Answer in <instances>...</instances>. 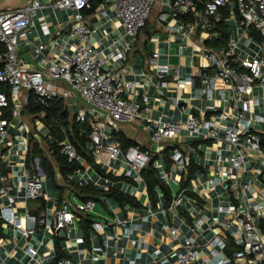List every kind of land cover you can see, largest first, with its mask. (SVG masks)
I'll use <instances>...</instances> for the list:
<instances>
[{"label": "built area", "instance_id": "built-area-1", "mask_svg": "<svg viewBox=\"0 0 264 264\" xmlns=\"http://www.w3.org/2000/svg\"><path fill=\"white\" fill-rule=\"evenodd\" d=\"M234 1L235 8L231 9L228 19L232 17L240 19L243 29L241 38H246L244 45H250L252 41L250 35L255 32L263 39L264 46V0ZM230 2L206 0L200 7L196 6L195 0H114L116 17L122 22L129 40L125 42L122 51L111 53L108 58L118 63L125 61L126 49H131L145 27L151 10L157 4L170 9L173 24L168 27L172 32L190 37L198 30H210L212 21L220 20L221 9L229 7ZM41 7L38 1H33L21 9L0 12V165L6 169L9 165L22 161L26 167L31 135L23 119V109L30 104L31 99L35 98V102L43 107H48L52 101L61 99L68 107L74 109L77 122L84 123L90 117L91 149L99 165L109 166L111 161L123 156L130 171L139 175L148 165L152 152L139 147H131L123 152L120 145L106 143L107 137L103 129L105 125L115 128L117 121L141 118L142 112L148 110L144 107L147 97L143 96L141 101L129 102L125 94L131 89L132 84L124 81L114 69L105 67L104 62L89 47L93 31L87 26L85 14L94 10L92 0L53 2L54 9L70 13L68 24L69 39L73 41L70 47L72 52H65L67 44L34 45L35 55L40 59V68L36 69L23 61L20 47L28 41L27 30ZM181 16H191L193 22L185 23L180 20ZM160 18L165 20L166 15L163 14ZM42 31L45 36L50 35L47 26H43ZM239 46L240 40L230 37L227 46L220 50L201 47L199 56L206 61L207 66L199 67L193 77L186 78L192 86L199 82L197 88L199 101H213L218 92L221 99L229 103L227 111H221L214 105L205 107L207 113L218 114V121L206 119L205 111L192 114L191 106L187 105L182 108L183 119L149 120L145 125L152 144L157 147V152L163 150L161 143L184 136L223 144L225 150L216 151V159L213 161L216 166L211 171L210 186L226 184L229 190L236 192L235 198L239 203L211 207L212 211L226 215L233 219L234 223L228 221L223 223V234L214 236L206 242V256L200 255L193 240L188 241L184 250L176 254V264H264V234L259 227L260 220L264 218V186L256 192L251 182L244 181V174L248 171L247 162L253 165L252 170H255L256 174L259 172L254 165L260 162L264 172L261 136L252 126L254 121L252 108L254 104H258V99L253 97L254 90L256 88L264 90V61L249 57L239 60ZM149 66L159 74L173 77L177 83H184L177 67L161 64L158 52H153L149 58ZM60 82L64 83L66 88L56 85ZM225 90L230 92L228 99H225ZM79 101L84 103L87 110L78 107ZM179 102L177 101L178 104ZM10 105H12L10 118H7L5 112ZM97 118H100L102 123L95 121ZM257 119L264 123V115ZM60 147L61 153L69 162L81 160L68 140L60 143ZM206 153L204 157L208 161ZM171 157L178 173L185 174L189 157L186 158L178 149L172 152ZM160 166V177L168 185L169 178L163 163ZM130 171L127 172V177L131 175ZM12 174L21 182L26 200L38 201L45 198L43 184L46 176L39 158L32 162V170L26 167L21 176L14 172ZM6 181L7 176L0 172L2 185L0 197L5 195L9 200L8 204L0 203V219L5 225H12L26 238L33 233L37 224L42 225L51 234L68 230L75 223L76 212L89 213L96 205L94 201H87L73 207L68 200L50 218L44 216L37 218L26 212V226H23L12 206L15 199L19 198L20 191L12 185H6ZM178 184L180 185L179 182ZM184 195L185 191L180 189L174 202L175 206L182 205ZM239 209H242V212ZM204 221L197 220L193 230H200ZM114 223L120 224L121 221L114 219ZM98 228L99 225L95 224L94 229L98 231ZM171 234L176 237L177 229H171ZM76 242L81 244L84 239H78ZM230 242H233L236 248L232 256L226 252ZM26 253L32 260L38 255L32 247H28ZM58 264L80 263L65 258Z\"/></svg>", "mask_w": 264, "mask_h": 264}, {"label": "crops", "instance_id": "crops-1", "mask_svg": "<svg viewBox=\"0 0 264 264\" xmlns=\"http://www.w3.org/2000/svg\"><path fill=\"white\" fill-rule=\"evenodd\" d=\"M33 1H38L42 7L37 11L27 30L28 41L21 45L20 56L27 65L37 69L40 68V59L35 55L34 45L67 44L65 52L71 53L70 47H72L73 41L69 39L70 13L54 9L52 4L55 0H0V12L18 10ZM230 1L229 8L234 10L235 1ZM113 2L114 0H92L94 10L85 14L87 26L93 31L89 47L104 62L105 67L114 69L115 73L119 74L124 81L132 84L131 89L125 94V98L131 102L141 101L143 96H146L147 103L144 104V107L148 110L142 112L139 119L117 121L115 128L105 125L103 131L107 137L106 143L118 144L122 148L117 136L122 135L135 142L140 149L150 150L152 155H160V160L156 162V167L159 170L161 168L159 165L163 163L161 154L166 147H175L180 150L186 158H192L202 168L203 172L197 173L188 187L189 191L198 195L201 201H195L184 195L182 205L179 207L174 205L181 189L178 182L180 183L182 178L174 164L167 169L163 163L169 178V186H167L170 187L173 196L172 204L166 208L163 193L160 190L156 191L155 204L151 203L143 178L140 174L130 171L131 169L123 156L111 161L109 166L100 165V167L106 173H111L115 177H125L129 181L112 182L103 179L85 160L81 159L79 162L83 165L84 170L71 175L69 181L81 186H87L93 182L99 189L117 188L135 198L139 202V206L127 204L120 206L113 200L101 198L100 202H95L96 205L91 212H76L75 223L68 230L51 234L42 225L37 224L33 233L27 238L17 232L12 225H5L0 219L2 230L0 233V264H52L55 259L56 236L64 239V250L68 254V258L80 264H176V254L184 250L188 241L193 240L200 255L206 256V242L214 236L223 234V223L226 221L234 223V220L226 215L211 210V207L227 206L230 203L239 205L235 198L236 192L229 190L226 184L210 186L211 171L216 166L213 162L216 159V151H224L225 146L221 143L215 144L212 141L184 136L171 142L161 143L163 150L157 152V147L152 144L150 135L145 129L149 120L183 119L182 108L187 105L191 106L192 114H200L205 111V118L213 121H218V114L207 113L206 106L214 105L221 111L228 110L229 103L222 100L218 92H216L213 101H199L197 99L199 82L192 86L186 80L187 77H193L199 67L207 66L206 61L199 56V50L201 47L208 48L205 45L206 41L217 40L220 37L214 26V23H218L220 20L212 21L213 25L210 30H198L193 36L183 37L172 32L168 27L173 24L170 9L157 4L151 10L145 27L137 36L131 49H126L125 61L118 63L114 59L108 58V55L122 51L129 38L126 36L122 22L116 17ZM204 2L205 0L197 2L195 0L196 6L200 7ZM163 14L166 15L165 20L160 18ZM180 20L185 23L193 22L191 16H181ZM226 22L231 28V37L240 40L239 60L249 57L264 61L263 39L250 35L252 41L249 46H245L246 38H241L243 29L240 19L227 18ZM43 26L49 28V36L43 34ZM153 52L159 53L161 64L177 67L184 83H177L173 77L155 72L149 66V58ZM209 72L211 73V71ZM56 85L66 88L62 82ZM220 88L223 89V87ZM229 96L230 92L225 90V99H228ZM253 97L258 99V104H254L252 108L254 116L252 126L255 132L263 138L264 123L259 122L257 117L264 115V90L256 88ZM177 101H180L179 104ZM66 106L74 114V109ZM83 109L87 110L85 105ZM97 120L102 123L100 118L95 119V121ZM39 126L41 133L38 132L35 135L40 140L41 136L47 135L48 130L43 124H40L39 120H35L34 127L37 128V131ZM205 152H207L208 161L204 157ZM254 166L259 173L256 174L255 170H252L253 165L250 162L246 163L248 171L244 174V181L251 182L256 192H259L264 186V172L260 162ZM26 167L22 161L12 166L9 165L6 169L0 165V172L7 176L6 185H12L17 191H20L19 198L15 199L12 206L23 226H26V212L37 218L42 216L50 218L68 200L73 207L83 203L75 194L73 185L71 187L68 181H62L60 175H58L59 184L66 187L61 202L60 193L54 190L52 183L47 178L43 184L45 198L38 201L26 200L21 182L15 174H12L14 172L21 176ZM129 171L131 175L127 177L126 174ZM1 186L0 183V189ZM48 197L49 199H47ZM0 203L8 204L9 200L3 195L0 197ZM239 210L242 212V209ZM79 213L85 216L87 221L92 222L93 232L90 235H86L80 227ZM181 213H185L187 216H183ZM114 219L120 220L121 223H114ZM199 219L205 220L204 224L200 230L194 231L193 225ZM95 224L99 225L98 231L94 229ZM171 229H177L176 237L171 234ZM78 239H84V242L77 244ZM28 247H32L38 252L33 260L26 253ZM228 249L232 251L233 247L228 246Z\"/></svg>", "mask_w": 264, "mask_h": 264}, {"label": "trees", "instance_id": "trees-1", "mask_svg": "<svg viewBox=\"0 0 264 264\" xmlns=\"http://www.w3.org/2000/svg\"><path fill=\"white\" fill-rule=\"evenodd\" d=\"M197 1L198 0H196V2ZM230 11L231 9L229 7L221 9L220 22L214 23L215 29L219 33L220 37L217 40L206 41L205 45L208 48L220 50L227 46L232 34L229 23L226 22L230 15ZM251 36H254L255 38L260 37L255 32H252ZM11 108L12 105H10L5 112L7 118H10ZM23 116L32 118L31 125L33 129L29 143L26 165L30 168V170H32V162L34 159H40V164L47 180L52 183L54 190L60 193V202L62 201L66 187L59 184L58 175L61 176L62 181H68L71 184V187L73 185L75 194L83 202H100L101 198H105L113 200L120 206H124L126 204L130 206H139V202L135 198L117 188L109 187L107 189H99L93 184V182H90L87 186H81L69 181V177L71 175H75L77 172L83 171L84 167L79 161L69 162L68 158L61 153L60 143L65 140H68L74 146L80 158L85 160L99 177L112 182L123 180L129 181V179L125 177H115L111 173H106L95 161L91 149L92 144L90 136L92 134V128L89 122L90 117H88L84 123L77 122L76 116L68 110L63 100H54L48 107H43L35 102V98H32L30 104L23 109ZM35 120L41 121L48 130L47 135L41 136V139L44 140V143L46 144V148L41 144V141L35 135L38 133L37 128L34 127ZM117 136L119 137V142L121 143L123 152H126L131 147H137L135 142L123 137L122 135ZM261 141V145L264 148V137L261 138ZM174 150L175 147H166L161 154L163 163H165L167 169H169L173 164L171 155ZM158 160H160V155H152L148 165L141 171L140 175L146 184L151 203L153 205L155 204L156 191L160 190L163 193L166 208H168L173 202V196L171 194L170 187H168L160 177V171L156 167V162ZM186 165L187 172L182 175L180 187L185 191V195L187 197L196 201H201L198 195L188 190V187L191 181L195 178L196 174L203 172L202 168L196 164L192 158L187 160ZM181 214L183 216H187L185 213ZM79 218L80 227L86 235H90L91 232H93L92 222L87 221L86 217L80 213ZM259 227L261 232L264 234V218L260 220ZM1 231L0 221V233ZM64 245V239L56 236L55 259L52 264H58L61 260L68 258V254L64 250ZM229 247H233V250L230 251V249L227 248L226 252L229 256H232L236 249L234 243L230 242Z\"/></svg>", "mask_w": 264, "mask_h": 264}, {"label": "rangeland", "instance_id": "rangeland-1", "mask_svg": "<svg viewBox=\"0 0 264 264\" xmlns=\"http://www.w3.org/2000/svg\"><path fill=\"white\" fill-rule=\"evenodd\" d=\"M78 107L79 108H83L84 107V103L82 101H79L78 103ZM28 126V129L30 130V133H32L33 129H32V118H27V117H24L23 118ZM40 124L42 125V122L40 121ZM32 130V131H31ZM38 132L41 133V128L40 126L38 127ZM31 135V134H30ZM41 141V144L46 148V144L44 143V140L40 139Z\"/></svg>", "mask_w": 264, "mask_h": 264}]
</instances>
